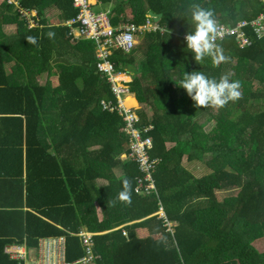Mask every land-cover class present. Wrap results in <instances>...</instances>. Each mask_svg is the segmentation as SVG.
Returning a JSON list of instances; mask_svg holds the SVG:
<instances>
[{"label":"trees","instance_id":"16d2710c","mask_svg":"<svg viewBox=\"0 0 264 264\" xmlns=\"http://www.w3.org/2000/svg\"><path fill=\"white\" fill-rule=\"evenodd\" d=\"M72 1L17 0L19 8L35 12L36 25L27 27L16 4L0 0V189L9 194L7 215L17 212L21 219L12 237L0 235V264H22L4 253L6 243L31 248L48 235H64L65 258L74 261L85 254L75 234L81 228L96 232L91 249L97 257L85 264H264V252L252 245L264 236V32L249 24L264 13V0L93 1L109 9L112 25L141 24L149 11L161 14L155 30L136 33L133 49L108 54L115 69L130 73L129 93L151 110L148 116L129 96L137 126L152 125L149 156L159 158L148 192L136 188V162L118 157L128 151L124 122L99 104L115 98L97 71L94 42L71 39L64 25L78 12ZM193 3L211 8L217 23L246 20L249 43L238 46L225 36L216 42L224 61L195 62L181 38L190 30L185 13ZM3 25L14 32L5 33ZM193 70L227 74L241 87L237 99L216 108L209 130L196 117L210 116L209 107L194 106L175 84ZM43 73L56 83H39ZM183 155L208 171L195 176L181 165ZM98 178L105 184L97 186ZM124 178L127 202L116 200ZM138 227L147 235L137 236Z\"/></svg>","mask_w":264,"mask_h":264},{"label":"bare ground","instance_id":"6f19581e","mask_svg":"<svg viewBox=\"0 0 264 264\" xmlns=\"http://www.w3.org/2000/svg\"><path fill=\"white\" fill-rule=\"evenodd\" d=\"M10 1H13L17 6V10H19L20 12H22L24 14V18L26 19V22H27V27H32V26L36 25V20L34 18L35 12L33 10L19 8L17 0H10ZM86 1L88 3V8L91 11H93L95 13L103 12L106 14L109 26L113 29H116L115 32H118L119 30H121L122 28H118V27L125 24V23L131 24L134 26V31L131 32V43L129 45L126 43V45H128V46H126L127 48H123L121 46H119L117 48L116 47L111 48V49H121L122 51H125V52L130 51L131 49H133V47L135 45H137L136 33L140 32L144 29L145 30H155L157 28L156 21L161 16L160 13H157V14H160V16L158 17V19L155 20L154 16H156V14L154 13V15H151V14H149V12H151V11H149L148 14L147 13L145 14V20L141 24H135V23L131 22L129 19H127L126 21L118 23L117 25H112L109 21V18H108V12H109L108 8L94 9L93 8V0H86ZM72 5H73V7L78 9V12H77L75 17L65 21L64 25H66L68 27V29H69L68 34L71 36V39H81L82 38V39H87V40L94 42V44H95L94 55H95V58L97 59V62H96L97 71H99L100 74L106 78V81L109 83L110 90H111V92L115 98L114 103L111 100L101 99L99 101V104L101 105V107L103 109H105L107 111L116 110V112L122 117V120L124 122L122 129L125 133V136H126V139L128 142V151L125 153H121L118 157L121 159H131V160L136 162V165L138 166V169L141 172L140 175L136 177V188L141 189L143 192H148L155 187L152 173L155 170V165L159 161V158H156V157L150 158L149 152H148L152 148V140H151V137L146 133L152 128V125L150 123H147L143 127L137 126V122H138L139 117H138L136 109H135L136 107H133V106L129 105V103H128V100H129V96L127 95L129 93L128 82L131 79L130 80L128 79V77H127L128 74L126 71H121V70L115 69V64L108 58L109 53L104 58L106 61H108L112 65L111 75H112L113 79L108 78V75L105 74L101 69H99L98 63H101L102 61H104V58L97 56L96 53H97V47L98 46L95 43V41L92 38H90L89 36H86L85 33L80 32V29L82 28L81 23L78 21L70 22L71 20L76 19L77 15L79 13V8L73 4V1H72ZM30 11L32 12L31 14H30ZM242 21H246V20H240L235 25H232V26L229 24L218 23V26L221 27L225 32L226 31L227 32L225 34H223L222 36L217 35L214 42L216 43L218 40L223 39L225 36L232 35V36H234V39H235L236 43L238 44V46L248 44L249 43L248 37H246L245 32L243 30V26L246 25L247 23L242 25V26L237 25L238 23H240ZM252 21H257L258 23L257 24H251ZM263 22H264V13L260 14L257 18L251 20L249 22V24L253 26V28L255 29V32L263 34V32H264ZM230 30H232V31H230ZM240 32L242 35L241 37L239 36ZM184 35H185V33L181 34V38L183 41H184ZM241 38L245 39V41L243 42L241 40ZM114 86L121 89L122 92L116 94L113 90ZM102 102L105 103L106 105H108L109 107H111L112 109L104 108ZM120 106L122 108L128 109L135 116L134 128L141 135V138H148L150 140V147L146 148V150H145V156L147 159V163H150L151 166H153L152 170L150 172V176H151V180H152L151 183L153 186L150 188L146 187L147 184L149 183V181H145L142 179L144 172L141 170L140 162L131 155L130 140H129L130 134L127 133L124 129L125 120L123 119V114L119 113L118 108ZM138 179H141V181L138 182ZM158 212L161 216H163L161 207L159 208ZM167 224H169V223H167ZM81 233H84V235H82ZM75 234L81 238V242L85 246L84 247L85 254H83L82 256H80L79 258H77L74 261H67L65 258V246H64L65 236L64 235H48V236L39 237L37 239L36 247H31V248H26L25 242H23V241L22 242L12 241V242L6 243L4 245L3 251L8 256V258L13 259V260H17L19 263L21 262L22 264H45V262L39 261V255L42 254L40 249L38 248L39 241L43 238H55V239L61 238L63 240V250L61 252V256L59 259V264H75V263L85 264V263L91 261L93 258H96L97 255L95 253H93L92 249H91V246H92L91 236L96 234V232H90V231L82 228ZM12 245L20 246L22 248V250L24 252V256L22 258H12V257H10L9 253L5 251V247L12 246ZM27 258H29V260L30 259L31 260L29 261Z\"/></svg>","mask_w":264,"mask_h":264},{"label":"clouds","instance_id":"9594fccd","mask_svg":"<svg viewBox=\"0 0 264 264\" xmlns=\"http://www.w3.org/2000/svg\"><path fill=\"white\" fill-rule=\"evenodd\" d=\"M190 22V30L184 35L185 48L192 54L195 62L210 58L213 64L224 61L219 46L214 42L218 34V23L211 8L193 3L185 13ZM51 37L53 33L48 32ZM26 41L36 43V37L26 36ZM177 86L182 88L192 100L194 106L223 107L228 101L239 97V81L230 80L228 75L219 78L207 76L200 71L184 72ZM121 189L116 194L117 201H129L130 184L127 178L121 180Z\"/></svg>","mask_w":264,"mask_h":264},{"label":"built area","instance_id":"2783aa9c","mask_svg":"<svg viewBox=\"0 0 264 264\" xmlns=\"http://www.w3.org/2000/svg\"><path fill=\"white\" fill-rule=\"evenodd\" d=\"M73 4L79 8V13L76 19L71 20L70 22L78 21L81 23L82 28L80 29L81 33H85L86 36L92 38L97 44V56L104 58L110 52L111 48L114 47H123L127 48L131 43V32L134 31V26L128 23H125L118 28H122L118 32H115L116 29H113L109 26L108 19L105 13L99 12L95 13L88 8V3L86 0H73ZM246 21L238 23V26L246 24ZM257 21H252L251 24H257ZM232 31V30H230ZM227 32V31H226ZM221 27L218 29V36H222L226 33ZM239 34V33H238ZM241 37V32L239 34ZM244 42L245 39L241 38ZM126 43L128 45H126ZM99 69H101L105 74L108 75V78L113 79L111 75L112 65L105 60L101 63H98ZM113 90L116 94L122 92L121 89L113 87ZM104 108L112 109L105 103H103ZM119 113L123 114V119L125 120L124 129L127 133L130 134V148L131 155L140 162L141 170L144 172L142 177L143 180L149 181L146 187H152L150 172L152 167L150 163H147L145 156L146 148L150 147V140L148 138H141V135L134 128L135 116L125 108L121 106L118 108ZM141 179H138L140 182ZM84 235V233H81ZM38 248L41 251L39 255V261L45 262V264H59V259L61 252L63 250V240L61 238H43L38 243ZM5 251L9 253L12 258H22L24 252L20 246L12 245L5 247Z\"/></svg>","mask_w":264,"mask_h":264},{"label":"crops","instance_id":"0c3cea01","mask_svg":"<svg viewBox=\"0 0 264 264\" xmlns=\"http://www.w3.org/2000/svg\"><path fill=\"white\" fill-rule=\"evenodd\" d=\"M100 4V3H99ZM95 5V4H94ZM95 6H99L98 4H96ZM103 7L100 5L99 6V8L98 9H102ZM104 9H105V7H104ZM33 10V9H32ZM34 11V10H33ZM128 11V10H127ZM55 13V12H54ZM7 26H11V25H7ZM14 27V26H13ZM71 61V60H70ZM127 77H128V79L130 80L131 79V75H130V73H128L127 72ZM50 77H53V79H50L51 81H52V83L53 84H55L56 83V78H55V76H50ZM128 96H131L132 98H134V100H135V102H136V105L135 106H139V108H141L142 106L146 109V111H147V115L149 116L150 114H151V110H149V107H148V105H146V104H140L138 101H137V99H136V97H135V95H134V93H128L127 94ZM126 95V96H127ZM148 123H150V122H148ZM171 143H168L167 145H170ZM196 161V160H195ZM194 161H192V162H189V161H187L186 160V157H185V155H183L182 156V159H181V165L185 168V169H187L188 171H191L192 172V170H190V169H188V167H187V165H186V163H188V164H190V167L192 166V163H193ZM114 175L115 176H118V175H120L121 174V170L120 169H118V168H114ZM193 173V172H192ZM194 174V173H193ZM195 175V174H194ZM96 184H98L97 186H99V185H103V184H105V180L104 179H102V178H98L97 179V182H96ZM9 192H10V190H9ZM8 195L9 194H7V190L5 191V193H3V192H1V189H0V235H3V234H6V233H9V235L12 237V233L17 229V227H18V225L20 224V221H21V219H20V215L17 213V212H15V213H13V215H7V213H6V211H9V210H4V207L5 206H3L4 205V203H5V200L8 198ZM15 199H16V195H15V189H13V196H12V200H14L15 201ZM23 209H26L25 207L23 208ZM96 212L98 213L97 214V216H98V219H101V217H102V213L100 212V210H99V207L97 206L96 207ZM82 229V228H81ZM136 234H137V236H139V237H141V236H146L147 235V229L146 228H143V227H138V228H136ZM142 233V234H141ZM253 243H252V245L255 247V249L258 251V252H264V236H260L259 238H257V239H255L254 241H252Z\"/></svg>","mask_w":264,"mask_h":264},{"label":"rangeland","instance_id":"374dc122","mask_svg":"<svg viewBox=\"0 0 264 264\" xmlns=\"http://www.w3.org/2000/svg\"><path fill=\"white\" fill-rule=\"evenodd\" d=\"M94 1V0H93ZM97 3H95V5L96 4H98L99 6L101 5V4H99V2L98 1H96ZM95 5H93V8L94 9H98L99 8V6H95ZM103 9V8H102ZM128 10V8H126V11ZM128 12V11H127ZM32 12L30 11V14H31ZM148 14V13H147ZM57 18V16H54L52 19H53V21H55V22H57L58 20L56 19ZM2 29H3V31L5 32V33H13L14 32V30H15V28L13 27V26H7V25H3V27H2ZM12 63H9V64H7L6 65V69L7 70H9V66L11 65ZM46 78H49V79H53V77H47V75L45 74V73H43L42 75H38V76H36V79H37V81L39 82V83H44L45 82V79ZM126 79V78H125ZM255 82V80H253L252 81V83H254ZM239 93H240V91H241V87L239 86ZM209 110V113H211L210 114V116L209 115H205V116H203L204 115V113H198V114H196V117L197 118H199V117H201V120H202V122H205L206 121V124L204 125V129H206V130H209L210 128H211V126L213 125V122H214V115H215V112H216V108L215 107H209L208 108ZM150 157V156H149ZM154 158V157H153ZM186 165H187V167H188V169H190V170H192V172L195 174V176H199V175H202V174H204L205 172H207L208 171V169H207V167L205 166V165H201V163L200 162H198V161H194L193 163H192V166L190 167V164H188V163H186ZM228 192H230V193H235L236 191L235 190H233V191H228ZM227 193V192H226ZM225 192H217V195L219 196V197H222L224 194H226ZM98 214V213H97ZM142 234V233H141ZM253 243V242H252ZM28 260H29V258H27ZM31 260V259H30ZM29 260V261H30Z\"/></svg>","mask_w":264,"mask_h":264},{"label":"water","instance_id":"95a60500","mask_svg":"<svg viewBox=\"0 0 264 264\" xmlns=\"http://www.w3.org/2000/svg\"><path fill=\"white\" fill-rule=\"evenodd\" d=\"M149 14L154 15V13H152V12H149ZM159 16H160V14H156V16H154V19L155 20L158 19Z\"/></svg>","mask_w":264,"mask_h":264}]
</instances>
